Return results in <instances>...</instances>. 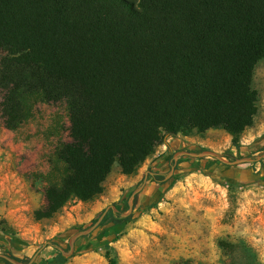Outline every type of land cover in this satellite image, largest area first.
<instances>
[{
    "label": "trees",
    "instance_id": "obj_1",
    "mask_svg": "<svg viewBox=\"0 0 264 264\" xmlns=\"http://www.w3.org/2000/svg\"><path fill=\"white\" fill-rule=\"evenodd\" d=\"M0 49L4 125L47 108L48 135L63 134L34 175V214L52 217L102 193L115 163L133 174L167 135L221 127L239 144L258 112L264 0H0ZM120 213L105 219L132 218ZM8 235L0 247L24 261Z\"/></svg>",
    "mask_w": 264,
    "mask_h": 264
},
{
    "label": "rangeland",
    "instance_id": "obj_2",
    "mask_svg": "<svg viewBox=\"0 0 264 264\" xmlns=\"http://www.w3.org/2000/svg\"><path fill=\"white\" fill-rule=\"evenodd\" d=\"M253 87L258 112L238 145L221 127L167 135L133 174L115 163L102 193L46 218L34 214L44 201V184L34 175L63 134L48 135L47 108L16 131L0 116V231L9 233L20 262L37 254L36 264H111L108 252L115 264H264V159L229 166L215 157L175 156L207 149L228 160L262 154L264 58L255 67ZM116 203L121 215L132 206V218L120 222L109 216L83 242L73 241L76 250H85L61 262L54 239L69 250L71 236ZM0 264L6 263L0 258Z\"/></svg>",
    "mask_w": 264,
    "mask_h": 264
},
{
    "label": "water",
    "instance_id": "obj_3",
    "mask_svg": "<svg viewBox=\"0 0 264 264\" xmlns=\"http://www.w3.org/2000/svg\"><path fill=\"white\" fill-rule=\"evenodd\" d=\"M176 155H180V156H191V157H215L217 159H219L220 161H222L223 163L232 166L235 164H239V163H244V162H253L255 160H262L264 159V152L260 155H257L255 157L252 156H245V157H241V158H237L235 160H228L225 159L220 153L213 151V150H202V151H191V150H181L178 151ZM145 187V183H143L141 186L137 187L130 199H129V203L131 204L132 200L135 198L136 195H138L139 193H141L143 191ZM110 209H113L116 213L119 211V209L116 206H109L107 207L103 213L89 226L83 228L82 230L76 232L75 234H73L70 238V248L69 250H66L65 247L63 245L60 244H53L54 246H56L65 257H70L72 255L75 254L76 251V246L73 244V241L78 240L81 237H86V236H90L91 234H93L104 222L105 217L107 215V213L109 212ZM133 210L132 206H130L129 211L122 213V216H127L129 215V213H131V211ZM51 243V242H50ZM37 254L34 255V257H32L30 259L29 262L27 263H23L20 261H17L16 259H14L11 255L7 254V253H3L0 251V258L3 260H8L13 264H33L35 261Z\"/></svg>",
    "mask_w": 264,
    "mask_h": 264
},
{
    "label": "flooded vegetation",
    "instance_id": "obj_4",
    "mask_svg": "<svg viewBox=\"0 0 264 264\" xmlns=\"http://www.w3.org/2000/svg\"><path fill=\"white\" fill-rule=\"evenodd\" d=\"M3 253H5V252L3 251Z\"/></svg>",
    "mask_w": 264,
    "mask_h": 264
}]
</instances>
